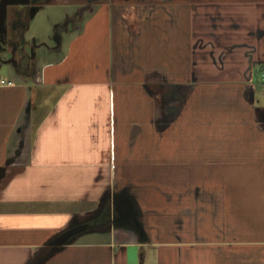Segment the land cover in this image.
I'll return each mask as SVG.
<instances>
[{
  "label": "crops",
  "instance_id": "0c3cea01",
  "mask_svg": "<svg viewBox=\"0 0 264 264\" xmlns=\"http://www.w3.org/2000/svg\"><path fill=\"white\" fill-rule=\"evenodd\" d=\"M1 13L11 41L40 15L39 40L59 39L0 76L14 82L0 84V264H28L104 209L110 224L43 264H127L129 246L150 264H264V0H0Z\"/></svg>",
  "mask_w": 264,
  "mask_h": 264
},
{
  "label": "rangeland",
  "instance_id": "374dc122",
  "mask_svg": "<svg viewBox=\"0 0 264 264\" xmlns=\"http://www.w3.org/2000/svg\"><path fill=\"white\" fill-rule=\"evenodd\" d=\"M70 9L72 10V14L74 15L78 12H81V5H73L70 7ZM42 21L43 20L40 15V19H38V22L32 24V27L30 26L29 30H27L26 33H23L21 39H23V41L26 44L23 43L22 45L20 40L11 41V39L8 37L10 35V32L3 31L2 29H0V76L8 77L9 72L13 73L12 70L16 69V66L22 64L23 58H26L27 61L29 60L28 63L30 66L34 65L36 60H38V58H40L41 55L43 56L46 55V51L51 48L50 41H48V39L52 40L51 42H53L54 40L56 42L59 39L58 35H56V38L54 39L52 37V34L51 35L49 34L47 36L48 39H44L43 42L39 40L40 38H38V36L39 34H41L42 30L43 33L45 34H47L48 32L47 30L48 27L41 24ZM257 77L260 78L259 75ZM169 137L170 139L168 140V145L170 147L166 150V153H168L169 157H171V155L174 156L175 142L170 143V141L175 137V129H170ZM146 186L148 187L152 186L153 190L158 191V188H156L158 186L155 183H151L150 185L146 184ZM149 191H151V187L149 188ZM128 195H126L128 198H126L125 201L127 199L130 200L133 197L131 194ZM155 236L157 237L159 235H155ZM137 247L133 248L132 246H129L130 256L132 252V259L130 257V262L127 264H140V262H142L141 252L139 250V247L138 248ZM171 248L174 249V247ZM145 253L149 254L148 247L145 248ZM152 254L154 255L155 252H152ZM153 255H151L152 258ZM150 261L151 260H149V258L147 257L145 263L142 262V264H150Z\"/></svg>",
  "mask_w": 264,
  "mask_h": 264
},
{
  "label": "water",
  "instance_id": "95a60500",
  "mask_svg": "<svg viewBox=\"0 0 264 264\" xmlns=\"http://www.w3.org/2000/svg\"><path fill=\"white\" fill-rule=\"evenodd\" d=\"M106 213H108L107 217ZM110 222L111 213H109L108 209H104L101 214H98L94 218L66 228L45 244V246H42L28 264H43L51 254L59 250L62 246L69 244L75 236L90 229L105 226L110 224Z\"/></svg>",
  "mask_w": 264,
  "mask_h": 264
},
{
  "label": "flooded vegetation",
  "instance_id": "af4514ba",
  "mask_svg": "<svg viewBox=\"0 0 264 264\" xmlns=\"http://www.w3.org/2000/svg\"><path fill=\"white\" fill-rule=\"evenodd\" d=\"M0 16H2V13L0 14ZM16 22L18 24H20V26H23V22L22 21L19 22V20H16ZM9 26L10 25H9V21L8 20L4 21V19L0 18V29H2L3 31L11 32V31H13V27L15 26V22L11 23V28H9ZM16 67H18V66H16Z\"/></svg>",
  "mask_w": 264,
  "mask_h": 264
},
{
  "label": "built area",
  "instance_id": "2783aa9c",
  "mask_svg": "<svg viewBox=\"0 0 264 264\" xmlns=\"http://www.w3.org/2000/svg\"><path fill=\"white\" fill-rule=\"evenodd\" d=\"M13 81L11 79H7V78H1L0 79V84L1 85H13Z\"/></svg>",
  "mask_w": 264,
  "mask_h": 264
}]
</instances>
